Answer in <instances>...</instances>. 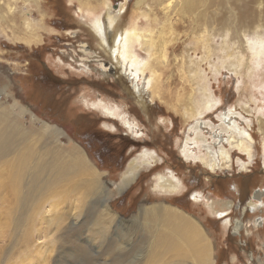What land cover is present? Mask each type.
Wrapping results in <instances>:
<instances>
[{
  "label": "rangeland",
  "instance_id": "374dc122",
  "mask_svg": "<svg viewBox=\"0 0 264 264\" xmlns=\"http://www.w3.org/2000/svg\"><path fill=\"white\" fill-rule=\"evenodd\" d=\"M100 1L44 0L40 17L34 12L36 9L25 0H0V16L6 17L3 18L6 22L0 19V103L2 100L7 106L8 115L14 116L13 118L17 115L19 123L35 133H41L38 121L57 127L64 133L59 137L61 146L68 147L72 142L77 143L85 150L91 163L105 173L103 183L98 189L96 187L89 190L93 193L84 200L79 212L73 207L76 200L72 197L62 205L65 210H60L54 220L39 223L34 217L27 247L17 241L22 234L24 216L16 226L10 224L12 233L5 229V235L9 236L11 233L12 238L9 236L6 240L0 239V264H20L21 260L26 263L22 258L23 252L24 257H30L26 264H45L44 261L46 264H141L146 236L141 228L131 224L130 219L143 206L165 202L195 216L210 230L217 248L216 264H251L252 256L264 261V211L256 215H241L234 208L229 215L231 220L241 219L247 226L237 236L232 234L231 228H223V220L210 214L202 199L198 203L192 201V195L197 191L205 198L209 196L213 200H230L234 206H243L250 195L264 190L262 135L259 130V120L264 122V89L257 87L261 82L259 74L254 73L249 78L246 73L236 75L222 69L213 77L208 72V62L202 61V68L209 74L212 93L221 101L217 109L208 113L203 121H211L217 127L223 112L236 110V113L251 120L250 133L255 140V147L251 161L234 151L233 167L230 170L216 169L211 173L198 163L186 162L180 149L188 126L193 122L183 118L179 108L176 112L163 102L162 99L171 101L176 98H173L174 90L171 92L164 85L162 99H154L144 80H137L146 109L138 103L131 81L107 61L98 47L96 36L88 24V19L92 16H88L85 11L78 12V6H82L83 10H88L87 6L95 9L100 6ZM110 1L116 7L115 10L122 2ZM135 1L127 0L124 23L122 22L124 26L137 16ZM208 4L217 8L222 6L221 0H202L200 5L203 7ZM82 14L86 15V20L82 18ZM215 14L217 18L221 17L217 12ZM26 20L32 24L31 35L26 34ZM14 22L17 32L12 34L10 28ZM139 25L144 27L145 21L139 19ZM221 26L218 21V31L209 39L214 61L224 56L220 46L226 41L231 46L236 42L235 38L231 39V33L221 30ZM179 28L181 32L189 31V27ZM179 43L181 41L176 44ZM82 47H85L87 55L91 57L83 56ZM181 50L182 48H178L175 53L180 54ZM197 51L198 57L204 54L201 49ZM138 52L144 55L141 51ZM246 60L249 61L248 55ZM82 66H87L88 71L82 70ZM171 69L174 70L173 67ZM173 81L175 87L180 86L178 79ZM186 85L184 93L187 92V98L184 94L181 102L189 105L188 97L193 95L194 87ZM99 99L117 106L134 123L142 134L141 138H136L120 121L106 118L100 109L92 106ZM32 116L37 118L33 125ZM204 132L207 135L209 128ZM55 135L44 136L43 140L53 146ZM145 149L155 151L159 157L158 162L150 168H143L135 181L118 193V186L128 164L137 159ZM237 158L248 164L244 171L236 164ZM168 170L182 180L185 190L169 197L153 194L151 187L154 177ZM104 198H110L111 211L124 221L116 219L105 229H101V204ZM57 218L63 220L56 222ZM251 219L262 223L258 233L248 228V220L252 221ZM38 226L39 232L36 233Z\"/></svg>",
  "mask_w": 264,
  "mask_h": 264
},
{
  "label": "bare ground",
  "instance_id": "6f19581e",
  "mask_svg": "<svg viewBox=\"0 0 264 264\" xmlns=\"http://www.w3.org/2000/svg\"><path fill=\"white\" fill-rule=\"evenodd\" d=\"M43 1L25 0L36 9L34 12L40 17ZM201 1L136 0L137 16L125 26L123 16L127 9V0H122L117 10L110 0H101L98 3L100 6L95 9L89 6H87L88 10H83L82 6H78L77 9L79 13L85 11L88 16H92L87 19L92 33L96 36L98 47L105 54L107 61L131 81V87L139 99L138 103L144 105L143 109L146 107L140 97L141 88L137 80H144L153 98L162 99L164 91L162 85L171 92L174 90L172 95L176 98L171 101L162 99L163 102L176 112L179 108L182 117L193 122L188 126L180 153L186 162L198 163L214 173L216 169H232L234 151L245 155L251 161L255 140L250 133L251 120L241 113H236V110L229 109L223 112L217 127L211 121H203L205 116L217 109L221 103L212 93L208 72L214 77L222 69H227L236 75L246 73L249 78L254 73H258L261 82L257 87L264 89V0H221L222 6L218 8L212 4L202 7ZM215 12L221 17L217 18ZM226 13L229 16L226 17ZM159 14L162 16L159 17ZM3 18L6 19L5 16H0L1 20H4ZM82 18L86 20V15L82 14ZM139 19L145 21L144 27L139 25ZM218 21L222 25L221 30L231 33V39L235 38L236 42L231 46L229 41H226L220 46L224 56L214 61L209 39L217 33ZM180 26L189 27V31L181 32ZM25 28L28 31L26 34L31 35L33 30L29 20H26ZM10 29L12 34L17 32L15 22ZM177 41L181 43L176 44ZM178 48H182L180 54L175 53ZM137 49L144 55L142 56ZM199 49L204 53L200 57L197 56ZM82 53L83 56L91 57L87 55L85 47H82ZM246 55L249 61L246 60ZM203 60L209 64L208 72L202 68ZM87 69V66H82V70ZM174 79H178L180 86L175 87ZM186 84L189 88L194 87L193 95L188 97L189 105L181 102L184 94L187 98V92L184 93ZM92 106L100 109L106 118L120 121L134 133L136 138H141L142 134L136 129L137 127L117 106L100 99L93 102ZM15 116L16 118H13L14 116L8 115L7 106L1 100L0 239L6 240L12 233L10 224L16 226L24 216L22 234L17 241L27 247L31 237L30 225L34 217L39 223L54 220L60 210H65L62 205L72 197L76 200L73 207L79 212L84 200L93 193L89 190L99 188L105 173L91 163L85 150L77 143L72 142L68 147L61 146L59 137L64 133L57 127L38 121L41 125V133H35L30 128H24L22 123H19L17 115ZM36 119L32 116V125ZM259 121L264 171V122ZM206 128L210 130L207 135L204 132ZM53 134H56L53 138L55 145L51 146L43 138ZM158 160L155 151L145 149L141 152L137 159L128 164L122 182L118 186V193L132 184L143 168L152 167ZM236 164L241 171H244L248 165L240 158L236 159ZM185 188L182 180L169 170L156 175L151 187L153 194L163 197L180 194ZM201 199L210 214L223 220V228H231L232 234L237 236H240L247 226L241 219L231 220L229 215L234 208L239 210L241 215L246 213L256 215L264 211V190L250 195L243 206H234L230 200H213L209 196L205 198L200 192L195 191L192 201L198 203ZM109 201L110 198H104L101 204L103 208L101 229H105L116 219L120 222L124 221L111 211ZM69 212L72 213L71 210ZM78 215L77 218L80 216ZM56 220L60 222L63 219ZM251 220H248V228L258 233L262 223L257 219ZM130 221L131 224L141 228L146 236L141 264H216L217 262V248L210 230H207L195 216L171 203L143 206ZM5 229L11 231L9 236L5 235ZM37 232L39 226L36 228ZM24 255L23 252L22 258L27 263L30 257ZM251 261L264 264V261L259 258L256 260L253 256ZM44 262L46 264V261ZM21 263L26 264L22 260Z\"/></svg>",
  "mask_w": 264,
  "mask_h": 264
}]
</instances>
